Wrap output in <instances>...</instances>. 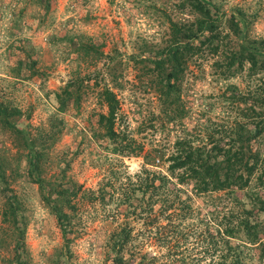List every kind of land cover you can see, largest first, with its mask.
Masks as SVG:
<instances>
[{"label": "rangeland", "instance_id": "obj_1", "mask_svg": "<svg viewBox=\"0 0 264 264\" xmlns=\"http://www.w3.org/2000/svg\"><path fill=\"white\" fill-rule=\"evenodd\" d=\"M100 86L127 133L160 149L152 169L174 181L161 159L175 140L221 166L253 130L241 93L264 109V0H0V264H159L169 217L202 227L149 201L141 154L100 147ZM248 191L236 190L247 208ZM246 246L243 264H262Z\"/></svg>", "mask_w": 264, "mask_h": 264}, {"label": "trees", "instance_id": "obj_2", "mask_svg": "<svg viewBox=\"0 0 264 264\" xmlns=\"http://www.w3.org/2000/svg\"><path fill=\"white\" fill-rule=\"evenodd\" d=\"M100 87L98 96L106 106L102 114L105 142L100 147L113 154H141L142 162L136 178L140 186L148 189L146 197L149 201L158 203L161 209L180 204L181 208L174 206L170 216L192 218L191 215H195L193 218L202 224L196 229L193 223L184 225L169 217L168 224L160 225L162 236L155 241L163 243L166 250L158 253L170 259L159 264H243L240 255L247 249L246 244L257 245V256L264 264V150L251 145V141L264 140V118L258 116V112L264 113V109H256L261 105L259 93L250 88L241 93L247 100L246 109L250 111L248 123L252 124L253 130L243 136L238 135L237 146L231 152L223 151L221 166L209 161L206 151L202 153L189 141H174V149L161 159V162L166 161L165 171L173 175L172 181L168 175L151 168L155 165L154 159L160 160L157 154L160 149L156 151L155 144L144 149V142L135 141L132 134L127 133L128 125L119 123L122 114L116 92L107 86ZM169 183L172 187H167ZM178 184L187 185L185 190H181L185 193L183 199L173 189ZM244 188L249 190L246 196L249 208L236 195V190ZM213 192L216 194L212 195ZM199 194L207 196L203 202L208 204L207 208L200 207L196 211L188 202L191 195ZM215 200L221 201L219 209ZM213 211L216 215L211 216ZM218 212L220 218L217 220ZM259 213L262 218L258 217ZM188 236L191 239L187 240ZM228 237H235L238 241L229 244ZM202 259L204 261L200 262Z\"/></svg>", "mask_w": 264, "mask_h": 264}]
</instances>
